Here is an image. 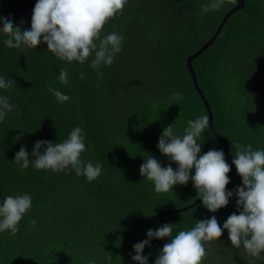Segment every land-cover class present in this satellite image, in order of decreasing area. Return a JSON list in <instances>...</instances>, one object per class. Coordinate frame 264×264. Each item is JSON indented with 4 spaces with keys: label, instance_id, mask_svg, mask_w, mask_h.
<instances>
[{
    "label": "trees",
    "instance_id": "16d2710c",
    "mask_svg": "<svg viewBox=\"0 0 264 264\" xmlns=\"http://www.w3.org/2000/svg\"><path fill=\"white\" fill-rule=\"evenodd\" d=\"M245 1L244 8L228 18L213 43L192 61L214 125L233 154L232 144L237 142L264 150V0ZM208 2L128 0L123 14L102 30L101 38L113 31L124 37L113 64L101 66L102 77L89 67L94 53L83 65L68 63L58 60L43 42L35 49H10L0 31V77L14 81L11 89H0V95L17 106L0 121V203L8 195L32 197V208L19 222L18 233H0V264H87L89 260L137 264L131 258L133 245L147 239L149 229L163 226L159 212L170 209L166 203L181 199L182 208L198 199L191 180L158 194L139 169L148 155L162 167L169 165V158L157 148L165 127L173 125L182 135L189 120L208 116L187 59L213 37L237 0H224L219 10L201 14L200 6ZM36 3L0 0V17L10 18L22 31L30 30ZM61 67L68 71L67 85L58 80ZM49 85L70 100L58 103ZM175 92L183 96L178 105L169 101ZM77 126L86 134L81 159L103 165L97 179L88 182L70 167L55 174L37 171L31 164L23 172L18 170L13 160L21 146L34 159L36 141L62 142ZM197 142L201 155L212 149L224 152V143L210 126ZM44 150L42 146L41 153ZM225 159L232 169L233 160L226 155ZM229 180L228 191L242 186L237 172ZM237 199L234 194L215 213L201 200L167 215L165 223L176 225L173 236L212 216L223 227L231 214H239ZM30 219L37 221L34 228ZM165 239L168 243L166 237L145 246L142 255L148 257V264H155ZM206 250L203 264H249L250 258H242L243 248L231 245L226 229ZM261 257L255 264H264V253Z\"/></svg>",
    "mask_w": 264,
    "mask_h": 264
},
{
    "label": "clouds",
    "instance_id": "9594fccd",
    "mask_svg": "<svg viewBox=\"0 0 264 264\" xmlns=\"http://www.w3.org/2000/svg\"><path fill=\"white\" fill-rule=\"evenodd\" d=\"M127 3L128 0H37L30 30L22 31L10 18L0 17V22L3 23L0 31L7 36L4 43L10 49H35L43 42L58 60L68 63L77 61L83 65L94 53L89 67L97 70L102 77L101 66L113 64L116 54L122 51L124 40L123 35L115 31L101 38L102 30L110 20L123 14ZM223 4L224 0H209L200 6L201 14L217 11ZM84 78L81 73L80 79ZM58 80L64 85L69 83L66 68L59 69ZM13 84L12 79L0 77V89H11ZM95 86L99 88L100 84ZM48 91L60 104L70 100L68 95L50 85ZM182 99L179 92L169 97V101L176 102L173 103L176 105ZM16 108L15 104L9 103L7 96L0 95V121ZM208 127L207 115L189 120L182 135L175 133L173 125L165 127L157 148L169 158V165L162 167L159 160L148 155L140 166V174L154 184V191L158 194L167 193L178 184L187 185L191 180L197 190V198H202L203 206L212 213L227 206L229 198L235 194L238 197L236 204L239 214H231L223 227L212 216L210 219L197 221L191 229L180 230L175 236L172 234L176 225L169 223L155 230L149 229L147 239L133 245L135 255L131 258L137 264H148V257L142 255L145 246L150 245L154 239L162 240L166 237L169 242L163 245L155 264H203L208 255L206 248L211 246V242H217L225 229L231 245L235 249L243 248L245 257L242 258H250L249 264H255V260L262 258L264 150H253L251 144H232L236 149V158L232 163L242 178V186L228 191L226 186L230 183L228 173L231 169L224 152L212 149L200 154L201 144L197 140ZM85 138L86 134L77 126L62 142L36 141L31 153L34 159L30 160L28 151L21 146L13 161L21 172L28 169L30 164L37 171H51L53 174L64 172L70 167L77 176L82 175L88 182H92L101 175L103 165L81 159V154L86 151ZM42 146L45 149L43 153ZM172 163L178 165L175 170ZM193 169L194 175H191ZM31 208L32 197L27 193L6 196L0 203V233L7 231L15 236L19 231V222ZM28 223L34 228L37 221L30 219ZM87 264H96V261L89 260Z\"/></svg>",
    "mask_w": 264,
    "mask_h": 264
},
{
    "label": "water",
    "instance_id": "95a60500",
    "mask_svg": "<svg viewBox=\"0 0 264 264\" xmlns=\"http://www.w3.org/2000/svg\"><path fill=\"white\" fill-rule=\"evenodd\" d=\"M246 4V1L245 0H237V4L234 6V8L229 12L227 13L222 22L220 23L216 33L213 35V37L207 41L206 43H204L199 49H197L195 52L191 53L189 56H188V67L191 71V75H192V79H193V82H194V85L196 87V89L198 90L201 98L203 99L204 101V104L205 106L207 107V110H208V117H209V126H210V129L212 131V133L218 138L220 139L223 143H224V153L227 157H229L230 159L234 160L236 157H235V154L231 153L230 152V146H229V143L227 141V139L222 136L216 129L215 125H214V114H213V111L210 107V104L205 96V94L203 93V91L201 90V88L199 87L198 85V79H197V75H196V72L194 71V68H193V65H192V61L198 57L201 53H203L208 47L209 45H211L213 43V41L218 37V35L221 33V31L223 30L228 18L234 14L235 12L241 10L244 8ZM237 170L235 168V166L230 170V172L228 173V176H231L232 174L236 173ZM202 200V198H198L196 199L194 202H192L191 204L187 205L186 207H182V208H173V209H163L159 212V216H160V220H161V223L162 225L165 224V217L169 214H173V213H177V212H180V211H184L186 210L187 208H190V207H193L195 205H197L200 201ZM165 242L167 243V239H165Z\"/></svg>",
    "mask_w": 264,
    "mask_h": 264
},
{
    "label": "rangeland",
    "instance_id": "374dc122",
    "mask_svg": "<svg viewBox=\"0 0 264 264\" xmlns=\"http://www.w3.org/2000/svg\"><path fill=\"white\" fill-rule=\"evenodd\" d=\"M166 204L170 206V209H171V208H179L181 207V205L183 206V204L185 203H183V200L179 199V200L167 202Z\"/></svg>",
    "mask_w": 264,
    "mask_h": 264
}]
</instances>
